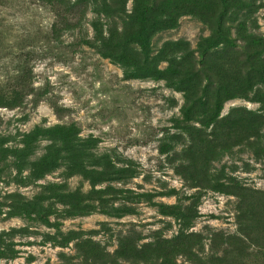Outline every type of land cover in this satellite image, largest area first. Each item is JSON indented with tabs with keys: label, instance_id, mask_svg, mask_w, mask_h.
I'll return each mask as SVG.
<instances>
[{
	"label": "rangeland",
	"instance_id": "rangeland-1",
	"mask_svg": "<svg viewBox=\"0 0 264 264\" xmlns=\"http://www.w3.org/2000/svg\"><path fill=\"white\" fill-rule=\"evenodd\" d=\"M69 1L73 8L0 0V98L9 99L0 105V147H19L38 126L73 125L96 158L134 173L93 186L79 174L65 177L64 164L41 178L28 168L19 175L7 157L0 163V245L11 251L1 249L0 264H161V253L171 251L163 244L189 235L190 248L174 254V264H264V199L250 194L264 192V106L257 100L263 86L224 101L213 124L204 126L197 116L186 121L183 91L170 83L164 59H177L170 46L176 41L200 59L199 43L211 34L204 15L167 0L175 24L155 32L146 49L135 39L122 52L124 27L128 35L139 29L137 0ZM234 8L252 9L264 37V0H240ZM237 21L226 23L231 36L229 24ZM144 56L167 79L140 77L149 70ZM49 143L39 138L29 160L38 161ZM52 183H64L74 195L111 186L119 192L104 207L120 209L106 213L83 201L96 207L71 214L69 203L52 199L51 224L10 213L11 195L32 200L47 195ZM161 204L190 213L189 225L162 212Z\"/></svg>",
	"mask_w": 264,
	"mask_h": 264
},
{
	"label": "trees",
	"instance_id": "trees-1",
	"mask_svg": "<svg viewBox=\"0 0 264 264\" xmlns=\"http://www.w3.org/2000/svg\"><path fill=\"white\" fill-rule=\"evenodd\" d=\"M48 2H60L63 8H73L69 0H45ZM112 0H109L111 2ZM181 7L191 5L194 11L204 15L211 34L199 43L197 50L200 59L198 60L194 51L182 41L170 43L173 47L172 52L177 54V59H164L168 63V71L172 75L173 81L170 82L183 91L184 104L182 114L184 120H190L196 116L199 122L210 125L217 121L223 102L233 98H247L248 94L256 93L258 86L264 88V37L257 31L256 20L251 13H242V8H234L240 0H176ZM103 4L108 6L106 0ZM65 4V5H64ZM136 6L140 11L139 29H135L128 35L127 29H123L118 46L123 50L129 45L130 41L137 39L143 43L145 49L148 46L150 37L160 30L171 27L175 24V17L171 14V4L167 0H137ZM110 8L112 6L110 5ZM240 14V16H238ZM239 17V18H236ZM238 19L235 24H229L234 29L231 36V29L226 26L227 21L232 22ZM126 25V24H125ZM124 25V26H125ZM131 31V30H130ZM131 36V37H130ZM130 37V38H128ZM137 37V38H136ZM130 39V40H128ZM169 46V45H168ZM132 50L130 47L128 51ZM125 54V53H124ZM132 57L134 52L128 53ZM145 72L140 77L166 78L165 71H156L155 61H147L143 57ZM138 69L140 68L137 65ZM153 69V70H151ZM151 71V72H149ZM17 95V94H15ZM257 100L264 106L263 96ZM9 104L8 98H0V105ZM46 138L50 143L46 146L45 152L38 161H30L29 157L33 153L34 143L39 138ZM19 147L3 148L0 147V163H4L7 157H12L17 167V174L21 170L28 168L32 176L41 178L48 172L64 164L66 171L64 176L79 174L87 178L93 186L104 181L122 180L133 175L131 167H117L108 157L96 158L92 152L93 146L87 140L77 137L76 128L73 125H55L48 128L35 127L29 133L23 135ZM89 165V166H88ZM3 174V166H0V178ZM19 183H25L20 177ZM64 183H52L45 187L48 194H40L34 199L23 198L20 194H13L10 204V213L21 214L40 219L45 224H51L49 215L54 213L52 204L48 200L56 199L59 202L69 203L73 210L68 213L82 214L91 211L95 205L81 203L87 201L97 202V207L106 213H118L120 208L111 207L110 210L104 207L113 195H117L119 190L108 186L102 189L93 187L86 194L74 195L65 192ZM258 198L264 199V192H251ZM47 201V202H46ZM246 197L243 198V202ZM45 202L47 204H45ZM252 200L249 205L252 206ZM3 204L0 202V208ZM162 212L172 213L182 219V224L187 227L190 223V213H180V210L172 211L173 207L161 204ZM125 212H131L132 208H123ZM1 212V210H0ZM179 212V213H178ZM180 236V235H179ZM180 238V237H178ZM194 239L189 235L180 238L173 244H163L165 248L171 247L170 253H161V264H174L173 256L177 253L188 251L190 240ZM0 239V243H1ZM177 246H180L177 248ZM0 257L5 255V244L0 245ZM185 247V248H182ZM177 251L180 252H176Z\"/></svg>",
	"mask_w": 264,
	"mask_h": 264
}]
</instances>
